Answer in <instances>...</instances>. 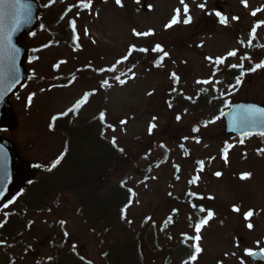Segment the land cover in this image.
I'll list each match as a JSON object with an SVG mask.
<instances>
[{
  "label": "rangeland",
  "instance_id": "1",
  "mask_svg": "<svg viewBox=\"0 0 264 264\" xmlns=\"http://www.w3.org/2000/svg\"><path fill=\"white\" fill-rule=\"evenodd\" d=\"M38 1L42 6L52 5L51 0ZM122 1L118 5L116 0H91V7L78 16L84 8L82 0H66L72 8L61 26L38 30L28 38L30 56L32 47L35 49L27 64L31 80L14 96L11 103L16 124L3 135L25 161L49 167L65 149L63 137L50 128V120L66 112L88 90L98 89L88 103L81 104L80 120L105 111L107 122L114 126L107 131L108 138L132 150L141 168L147 166L148 159L155 163L145 182L132 180L135 199L126 219L133 227L131 235L151 229L153 223L158 232L166 225L169 229L164 231L176 237L173 245L180 234L187 233L191 244L201 249L195 264H254L246 251L264 252V144L258 138L244 142L229 139L224 134L223 115L238 101L264 105V68L251 70L264 63V0H228L221 13L226 25L216 15V0H147L146 11L144 0ZM188 16L191 22L185 24ZM174 18L178 22L166 27ZM69 25L71 30L61 42L47 45L51 33L63 32ZM76 41L81 49H75ZM134 46L147 49V55L123 83L101 87L76 80L63 89L56 86L60 76L68 77L79 68L101 70L119 62ZM157 46L163 51L156 50ZM232 51L235 56L228 55ZM245 55H249L252 68L239 84L236 78L235 87H229L233 75L223 77L220 65L246 69L241 63ZM218 60H222L220 65ZM188 195L206 198L202 201L209 202L203 206L213 213L204 210L198 217L197 208L186 200ZM53 201L51 213L28 215L32 229L26 230L24 241L0 237V245H7L6 254L13 256L14 264H44L52 256L50 246L58 243L57 228L59 233H67L61 244L64 254L76 250L87 263L105 264L103 236L88 231L74 197L63 195ZM199 201L194 206L201 207ZM15 208L0 213V222L5 223ZM249 211L252 216L246 219ZM203 219L207 224H201ZM248 224L253 227L249 229ZM109 225L111 237L125 235L120 224ZM197 235L199 240L194 239ZM240 237L244 243H239ZM69 240L73 242L69 244ZM8 257L1 259L8 262ZM157 262L163 264L162 259Z\"/></svg>",
  "mask_w": 264,
  "mask_h": 264
},
{
  "label": "trees",
  "instance_id": "2",
  "mask_svg": "<svg viewBox=\"0 0 264 264\" xmlns=\"http://www.w3.org/2000/svg\"><path fill=\"white\" fill-rule=\"evenodd\" d=\"M63 3V0H56L55 6L44 11V28L60 26L59 22L67 10ZM56 34L53 40H60L66 37L67 30ZM145 58V54L134 52L123 63L121 73L116 72L113 66L108 69V74L117 80V75L123 76L142 65ZM100 114L89 120H79L78 109L55 122L54 130L65 138L64 155L54 168L51 167V171L47 168L35 173L21 198L22 202L27 209L52 212L53 199L69 195L75 198L80 214L98 234L111 232L109 222L114 226L120 224L126 234L120 239L113 237V241L108 243L105 257L109 264H156L158 259H162L163 264H183L182 260L188 253L182 252V245H173L172 240L176 239L173 234L159 237L155 228L134 237L127 232L130 228L125 214L135 192L132 180L144 181L155 163L148 159L146 168H141L133 159L132 150L121 149L107 140L106 120L101 121ZM146 244L150 249L148 255L144 254Z\"/></svg>",
  "mask_w": 264,
  "mask_h": 264
},
{
  "label": "water",
  "instance_id": "3",
  "mask_svg": "<svg viewBox=\"0 0 264 264\" xmlns=\"http://www.w3.org/2000/svg\"><path fill=\"white\" fill-rule=\"evenodd\" d=\"M26 10L20 17L19 28L12 37V43L19 50L15 54L14 62L9 59L7 44L5 53L0 60V128H9L14 124V118L8 100L26 82V60L28 51L23 41L24 38L34 32L40 25L38 16L41 8L35 0H23ZM4 8V27L7 30L15 19L12 10L7 4ZM254 106L259 109L264 107L251 103H237L231 106L230 111L225 115L226 134L231 138L260 135L264 131V118L243 125L239 121V115L243 107ZM0 206L10 200L27 182L30 176L28 165L22 163L15 153V150L3 139L0 138ZM241 241H243L241 239ZM251 259L259 264H264V255L256 252Z\"/></svg>",
  "mask_w": 264,
  "mask_h": 264
},
{
  "label": "snow or ice",
  "instance_id": "4",
  "mask_svg": "<svg viewBox=\"0 0 264 264\" xmlns=\"http://www.w3.org/2000/svg\"><path fill=\"white\" fill-rule=\"evenodd\" d=\"M51 2L55 3V0H51ZM137 2H139V0H137ZM183 2H184V0H181V3H183ZM116 3L118 5H120L121 4V0H116ZM5 4H7L9 6V8L12 10L13 15L15 17V19L13 20L12 25L7 30H5V27H4V8H3V6ZM82 6L85 7V8H90L91 7V0H87V2H83V0H82ZM245 6H246V4H245ZM200 7H203V5H200ZM25 10H26V5L23 3V0H0V60H2L3 57H4L5 44H7V51H8L9 59H11L14 62L15 54L18 53L19 50L12 43V37L15 34V32L17 31V29L19 28L20 17L23 15ZM176 11H177V17H178L180 10L177 9ZM184 11H185V13H187V11H188L187 5L184 6ZM216 15L218 17H220V23L226 25V23H227L226 18L221 16V14L219 12H217ZM252 15H256V13L253 12ZM233 19H238V18L234 17ZM177 22H178V19L174 18L172 20V22L169 25H167L166 27H171L172 24L177 23ZM190 22H191V17L188 16L184 20V23L187 24V23H190ZM73 25H74V22H73ZM136 34L137 35H149L150 33H136ZM252 35L254 37L255 33H253ZM156 50H159L161 52L163 51V49L160 46H157ZM140 51L145 52V51H147V49H140ZM164 55L166 56L167 53H164ZM228 55L229 56H235L236 52L232 51ZM220 62H222V60H218L217 61V63H220ZM232 67H237V65H232ZM256 68H264V63L256 65L251 70L255 71ZM240 82L241 81L238 78L237 79V84H239ZM198 83H209V81H198ZM234 87H235V85H234ZM84 99H87V97H85ZM29 102H30V100H29ZM79 106L80 105L77 104L76 108L72 109L70 111L77 110L79 108ZM63 115H65V114L62 113L61 116H63ZM57 118H59V117L54 118V120L57 119ZM99 118H100L101 121H104L105 120V115L103 113H101ZM261 118H264V109H259V108H256L254 106L243 107V109H242V111H241V113L239 115V121L243 125H249L251 123H254V122L260 120ZM177 119L179 120L180 117H177ZM212 122H214V121H210L209 123H212ZM50 127H54V121H53V124H50ZM260 135L264 136V131H262L260 133ZM114 142L115 141L113 140V143ZM60 159H62V157L58 158L57 161H55L53 163V165H52L53 168L56 166V164L59 163ZM48 170L51 171V168H49ZM216 175L219 176L220 173H216ZM247 175H249V174H246V176ZM200 210L204 211V209H200ZM234 210L238 211V209H234ZM211 216H212V213H209L208 214V218H211ZM251 216H252V212L251 211H249L248 213L245 214V218L246 219L248 217H251ZM207 222H208L207 219H203L201 221V224L202 225L203 224H207ZM3 223L4 222H0V227H3ZM61 223H63V222H61ZM252 227H253L252 224H248V228L249 229H251ZM196 231H197V233H199V231H200V227L199 226H197ZM194 239L195 240H199L200 239L199 235L194 237ZM200 252H201V249L198 246H196L195 247V253L198 254ZM246 254L249 255V256H256L257 255V253L252 252L251 250H247ZM260 254L264 255V252H262ZM195 259H196V255L194 254V255L191 256V260L194 261ZM185 264H187V262H185Z\"/></svg>",
  "mask_w": 264,
  "mask_h": 264
}]
</instances>
